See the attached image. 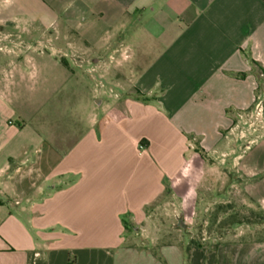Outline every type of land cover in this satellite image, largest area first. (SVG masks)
<instances>
[{"label":"crops","instance_id":"1","mask_svg":"<svg viewBox=\"0 0 264 264\" xmlns=\"http://www.w3.org/2000/svg\"><path fill=\"white\" fill-rule=\"evenodd\" d=\"M51 29L74 51L51 48ZM85 49L97 71L100 51L133 53L134 91L99 129L47 138L12 96ZM256 116L264 128V0H0V264H207L197 245L134 241L163 198L195 220L206 156ZM250 143L264 158V135ZM235 158L264 210V161ZM218 264H264V242L223 244Z\"/></svg>","mask_w":264,"mask_h":264},{"label":"rangeland","instance_id":"2","mask_svg":"<svg viewBox=\"0 0 264 264\" xmlns=\"http://www.w3.org/2000/svg\"><path fill=\"white\" fill-rule=\"evenodd\" d=\"M47 37L51 48L74 51L72 40L63 38L56 29H51ZM111 53L112 50L99 52L103 71L90 64L92 57L88 49L80 55L73 52L74 56L64 57L70 63L68 71L32 70L23 88L17 89L18 96H12V108L30 117L31 128L44 124L47 138L58 133L57 137L66 142L89 127L99 129L106 118L122 114L124 100L134 91L137 69L142 67L133 53L117 56ZM263 135L264 128L257 116L242 118L240 128L226 139L224 155L206 156L209 169L199 187L195 220L187 223L179 202L163 198L149 210L145 231L135 244L152 252L158 245L173 243L187 246L189 253L191 246L200 243L205 254H216L218 262L223 244L264 242V210L244 191L243 180L234 183L232 168L236 155L242 154L244 162H251L254 156L264 161L260 152L254 155L259 144L250 143Z\"/></svg>","mask_w":264,"mask_h":264},{"label":"trees","instance_id":"3","mask_svg":"<svg viewBox=\"0 0 264 264\" xmlns=\"http://www.w3.org/2000/svg\"><path fill=\"white\" fill-rule=\"evenodd\" d=\"M196 245L201 248H204L203 244L197 243ZM206 261H207V264H218L216 254H212L210 256L206 254Z\"/></svg>","mask_w":264,"mask_h":264},{"label":"built area","instance_id":"4","mask_svg":"<svg viewBox=\"0 0 264 264\" xmlns=\"http://www.w3.org/2000/svg\"><path fill=\"white\" fill-rule=\"evenodd\" d=\"M145 146L143 144L140 145V150H144Z\"/></svg>","mask_w":264,"mask_h":264},{"label":"water","instance_id":"5","mask_svg":"<svg viewBox=\"0 0 264 264\" xmlns=\"http://www.w3.org/2000/svg\"><path fill=\"white\" fill-rule=\"evenodd\" d=\"M181 226H182L183 228H185V227H186V225H185V224H183V223L181 224Z\"/></svg>","mask_w":264,"mask_h":264}]
</instances>
